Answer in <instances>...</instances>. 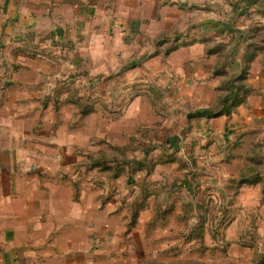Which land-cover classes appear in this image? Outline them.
<instances>
[{"label": "rangeland", "instance_id": "obj_1", "mask_svg": "<svg viewBox=\"0 0 264 264\" xmlns=\"http://www.w3.org/2000/svg\"><path fill=\"white\" fill-rule=\"evenodd\" d=\"M181 9L183 17L163 36L146 42L144 54H121L114 70L69 71L63 68L66 57L54 44H40L29 53L40 54V62L49 67L47 80H54L46 90L50 96L58 94L52 110L61 115L52 123L82 131L83 165L87 178L94 177L91 188L101 204L118 195L122 208H132L137 218L152 200L155 215L147 224L151 240L136 241L117 264H260L264 0H198ZM75 75L76 84H58ZM254 95L260 101L256 105L249 102ZM70 99L80 109L67 104ZM241 106L256 109L255 118L239 119L235 128L241 131L230 129L224 137L195 144L193 121L214 117L190 118V112L229 107L231 112L220 116L233 120ZM84 109L94 112L81 117ZM244 145L249 146L246 152ZM90 159L101 168H92ZM157 166L166 176L161 189L165 199L151 178ZM205 170H226L228 176L214 188H200L197 180ZM117 174L119 180L113 182ZM251 178L259 182H240ZM251 186L260 191H245L248 201L240 203V188Z\"/></svg>", "mask_w": 264, "mask_h": 264}, {"label": "crops", "instance_id": "obj_2", "mask_svg": "<svg viewBox=\"0 0 264 264\" xmlns=\"http://www.w3.org/2000/svg\"><path fill=\"white\" fill-rule=\"evenodd\" d=\"M196 1L0 0V264H117L136 241L151 240V199L135 218L132 208L119 204L118 195L102 205L92 190L94 177L87 178L83 165L82 131L57 127L61 113L52 107L58 94L50 96L46 90L54 80H47L48 65L29 49L57 45L66 57L63 68L78 74L92 68L114 70L121 54H144L146 42L163 36L183 17L181 7ZM76 78L58 84L74 85ZM256 99L251 96L249 102L260 103ZM66 101L80 109L78 102ZM255 112L241 106L233 120L225 115L195 120L191 137L202 145L200 141L209 143L230 129L241 131L235 128L239 119L255 118ZM160 168L151 178L165 199L161 189L166 176ZM203 172L197 180L200 188H214L228 176L226 170ZM252 187L240 188V203L248 201L245 191L261 188ZM181 207L182 201L177 213Z\"/></svg>", "mask_w": 264, "mask_h": 264}, {"label": "trees", "instance_id": "obj_3", "mask_svg": "<svg viewBox=\"0 0 264 264\" xmlns=\"http://www.w3.org/2000/svg\"><path fill=\"white\" fill-rule=\"evenodd\" d=\"M240 103V102H239ZM237 104V103H236ZM82 112L84 114L88 113V112H91V110H87V109H84V111L82 110ZM231 111H230V108H223L222 110H219V111H215V110H212L210 108H202V109H198L197 111H194V112H190L188 114V117L190 118H199V117H206V118H211V117H218L222 114H229ZM95 166H100L99 163H94ZM242 184H254V183H257L259 182V179L256 178V179H250V180H241L240 181ZM260 264H264V259L261 260V263Z\"/></svg>", "mask_w": 264, "mask_h": 264}]
</instances>
